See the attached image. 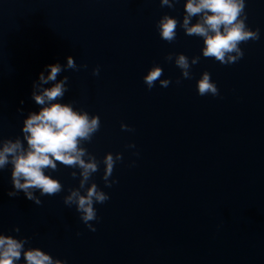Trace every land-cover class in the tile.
<instances>
[{"label":"water","instance_id":"obj_1","mask_svg":"<svg viewBox=\"0 0 264 264\" xmlns=\"http://www.w3.org/2000/svg\"><path fill=\"white\" fill-rule=\"evenodd\" d=\"M246 12L261 36L240 45L244 57L228 66L201 57L193 79L176 84L181 72L164 57L199 56L202 41L178 30L167 43L155 25L164 14L182 19L183 0L174 9L159 0H0V139L20 135L18 109L35 110L31 86L44 66L71 55L88 67L62 73L64 101L101 119L85 147L101 160L123 154L118 183L104 187L103 165L93 177L110 196L94 205L95 232L63 203L78 187L72 169L54 173L65 191L40 206L8 197L10 172L0 171V232L19 227L68 264H264V0H247ZM154 63L172 83L149 91L142 78ZM204 71L219 97L197 94Z\"/></svg>","mask_w":264,"mask_h":264},{"label":"clouds","instance_id":"obj_2","mask_svg":"<svg viewBox=\"0 0 264 264\" xmlns=\"http://www.w3.org/2000/svg\"><path fill=\"white\" fill-rule=\"evenodd\" d=\"M159 2L161 7L174 9L180 0ZM246 7L247 0H183L182 19L168 14L160 17L155 27L161 40L172 43L178 30H182L185 36H194L202 41L199 56L189 58L183 53H169L164 57L165 62L174 61L181 72L176 84L193 79L192 67L199 63L201 57L225 66L244 57L240 45L250 40L256 42L261 36L259 27L253 30L247 23ZM87 67L86 64L78 65L71 55L65 57L64 63L44 66L31 86L30 99L36 106L35 110L25 115L22 108L18 109L24 116L20 135L0 139V171L7 169L10 172L8 197L15 198L22 193L25 199L40 206L42 197H53L65 191L54 173L62 166L72 169L70 175L78 179V187L67 189L63 203L69 208L74 206L80 221L95 232L96 228L90 223L99 222L94 205L104 204L110 196L93 177L103 165L101 179L104 187L111 188L118 183L112 174L116 164L122 162L123 154L107 152L101 160L89 152L85 144L91 143L100 130V116L76 107L72 101H64L69 91V77L62 73ZM163 73V67L155 63L147 70L142 79L149 91L157 86V82L162 88L172 83L170 78L161 79ZM92 74H100L99 66L93 69ZM195 87L201 97L220 96L216 82L207 71L201 73ZM20 103L23 105L24 101ZM120 127L122 131H134L124 123ZM127 147L136 146L130 144ZM30 240V237L20 235L19 227H14L8 234L0 232V264H68L67 259L53 257L43 249L33 247Z\"/></svg>","mask_w":264,"mask_h":264}]
</instances>
